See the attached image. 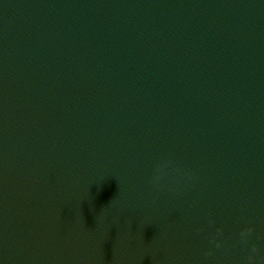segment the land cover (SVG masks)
Returning <instances> with one entry per match:
<instances>
[{"label": "water", "instance_id": "1", "mask_svg": "<svg viewBox=\"0 0 264 264\" xmlns=\"http://www.w3.org/2000/svg\"><path fill=\"white\" fill-rule=\"evenodd\" d=\"M0 264H264V0H0Z\"/></svg>", "mask_w": 264, "mask_h": 264}]
</instances>
